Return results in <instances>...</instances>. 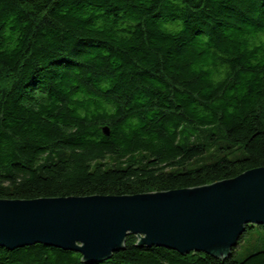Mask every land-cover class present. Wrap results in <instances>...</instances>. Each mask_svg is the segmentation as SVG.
Instances as JSON below:
<instances>
[{"label": "trees", "instance_id": "1", "mask_svg": "<svg viewBox=\"0 0 264 264\" xmlns=\"http://www.w3.org/2000/svg\"><path fill=\"white\" fill-rule=\"evenodd\" d=\"M104 130L108 134H104ZM264 167V0H0V199L132 196ZM33 245L0 264H264ZM244 254V255H243Z\"/></svg>", "mask_w": 264, "mask_h": 264}, {"label": "water", "instance_id": "2", "mask_svg": "<svg viewBox=\"0 0 264 264\" xmlns=\"http://www.w3.org/2000/svg\"><path fill=\"white\" fill-rule=\"evenodd\" d=\"M104 134H108L104 130ZM264 227V167L210 185L132 196L0 199V248L36 244L101 263L139 247L228 258L246 226Z\"/></svg>", "mask_w": 264, "mask_h": 264}, {"label": "rangeland", "instance_id": "3", "mask_svg": "<svg viewBox=\"0 0 264 264\" xmlns=\"http://www.w3.org/2000/svg\"><path fill=\"white\" fill-rule=\"evenodd\" d=\"M247 240L250 241L249 246L246 247V250L244 248L242 253L251 254L253 251L264 249V231L256 229L255 234Z\"/></svg>", "mask_w": 264, "mask_h": 264}]
</instances>
